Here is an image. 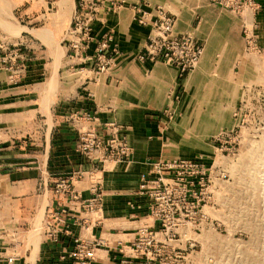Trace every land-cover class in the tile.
<instances>
[{"label": "crops", "instance_id": "crops-1", "mask_svg": "<svg viewBox=\"0 0 264 264\" xmlns=\"http://www.w3.org/2000/svg\"><path fill=\"white\" fill-rule=\"evenodd\" d=\"M64 1L72 13L73 0H0V264H78L72 253L79 239L101 241L92 264H142L131 243L139 227L158 228V224L149 215V201L139 193V184L154 160L198 156L177 157L182 147L176 146L182 142L172 135L173 129L220 126L212 123L215 110L208 115L199 99L188 97L191 90L199 93L205 88L208 74L221 73L230 83L239 57L218 55L216 41L225 42L224 33H219L232 20L206 4L179 16L166 9L177 16L178 31L189 32L205 44L200 65L181 77L167 63L144 66L137 61L148 34L147 27L135 19L137 2L124 3L113 12L101 11L86 59L69 51L67 41H45L46 30H62L55 19H47L59 14ZM259 1L257 27L263 19L264 0ZM16 15L27 18L24 24ZM5 20L18 23L19 33L8 31ZM202 22L211 28L210 43L202 37L208 34L201 30ZM106 33L113 35L111 48L118 47V53L100 72L92 57ZM12 49L17 52L16 62L27 66L17 81L3 66ZM75 113L92 118L73 120ZM109 123L126 127L131 157L93 161L97 169L73 183L78 199L70 192H56L60 179L93 163L77 149L79 129L96 127L106 136ZM97 184L101 203L96 210L86 211L83 202L94 197ZM61 208L67 211L65 222L53 236V212ZM10 257H15L13 263Z\"/></svg>", "mask_w": 264, "mask_h": 264}, {"label": "rangeland", "instance_id": "rangeland-1", "mask_svg": "<svg viewBox=\"0 0 264 264\" xmlns=\"http://www.w3.org/2000/svg\"><path fill=\"white\" fill-rule=\"evenodd\" d=\"M75 1L72 13L64 1L59 14L48 17V22L55 19L60 23L62 30L56 33L46 30L45 41L77 39L70 33L75 11L81 4L91 5L97 0ZM115 1L119 7L134 2L162 6L177 16L186 14L189 8L197 10L203 4L229 14L231 25L219 33H224L225 42L216 41V53L237 55L236 71L229 78L230 83L225 82L221 73L208 74L204 78L208 83L205 88L199 93L191 90L188 97L190 101L199 99L200 107L207 109L208 115L215 110L211 113L212 123H220V126L179 127L172 131L182 142L181 146H176V149L182 147L177 157L205 156L211 172L194 196L200 205L193 209L195 221L190 225V237L168 242L171 256L165 254L167 258H162L164 264H264V5L261 26L257 27V19L255 26L260 45L251 49L243 33L242 20L209 0ZM102 10L103 7H99V14ZM16 18L22 24L27 19L24 15H16ZM4 23L8 31L19 33L18 23L8 20ZM201 27L208 32L202 37L210 43L213 40L211 28L206 22H202ZM33 33L43 37L37 31ZM223 43L228 46L223 47ZM18 65L21 67V63Z\"/></svg>", "mask_w": 264, "mask_h": 264}, {"label": "built area", "instance_id": "built-area-1", "mask_svg": "<svg viewBox=\"0 0 264 264\" xmlns=\"http://www.w3.org/2000/svg\"><path fill=\"white\" fill-rule=\"evenodd\" d=\"M211 3L233 12L242 20L243 33L249 48H258V36L255 32L257 15L262 8L259 0H209ZM99 7L106 12H113L119 8L115 0H97L91 5H83L75 11L70 33L77 39L67 41L69 51L75 56L86 59L90 43L96 36L95 24L101 21ZM137 22L147 27V40L138 51L137 61L144 66L149 63L163 62L176 67L182 77L195 69L200 63L205 44L200 38L189 32L176 29L177 18L162 6H151L146 3H136ZM153 9H152V8ZM113 35L106 33L97 45L92 57L97 71H105L113 62L118 53V47L111 48ZM110 50L111 54L107 51ZM17 52L9 51L4 57V67L11 72V80L17 81L22 77L26 69L24 63L19 67L16 62ZM89 114L72 115L73 120L91 119ZM126 127L116 123H109L105 136L96 127L79 129L77 149L87 161H101L106 163L111 160H128L133 148L130 145ZM94 163V162H93ZM88 169H79L66 179H60L56 183V192H70L74 199L79 198V192L75 191L73 183L76 179L83 178L87 173L95 171L98 164L94 163ZM211 172L210 162L205 156L198 155L193 158L157 159L152 161V169L149 175L144 176L139 184L138 191L148 198L149 215L158 224V228L152 225H142L138 229L135 240L131 243L135 253L143 259L142 264H164L162 256H171L167 250L168 241L188 239L190 237V225L195 221L194 208L200 205L195 200L197 190L202 187ZM93 198L83 202L86 211H94L102 200L99 185L94 186ZM65 208L56 209L53 217L56 225L54 232L65 222ZM55 234V233H54ZM53 234V236H54ZM72 257L78 264H92L96 257V249L101 241L77 240ZM15 257H10L13 263Z\"/></svg>", "mask_w": 264, "mask_h": 264}]
</instances>
